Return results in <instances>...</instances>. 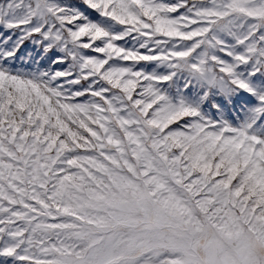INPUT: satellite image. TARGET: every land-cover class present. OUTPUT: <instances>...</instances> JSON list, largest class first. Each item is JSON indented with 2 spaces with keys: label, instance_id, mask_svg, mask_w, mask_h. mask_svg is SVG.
Returning <instances> with one entry per match:
<instances>
[{
  "label": "snow or ice",
  "instance_id": "snow-or-ice-1",
  "mask_svg": "<svg viewBox=\"0 0 264 264\" xmlns=\"http://www.w3.org/2000/svg\"><path fill=\"white\" fill-rule=\"evenodd\" d=\"M0 264H264V0H0Z\"/></svg>",
  "mask_w": 264,
  "mask_h": 264
}]
</instances>
